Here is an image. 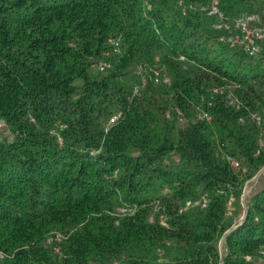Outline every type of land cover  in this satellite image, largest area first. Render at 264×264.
<instances>
[{
  "label": "trees",
  "instance_id": "1",
  "mask_svg": "<svg viewBox=\"0 0 264 264\" xmlns=\"http://www.w3.org/2000/svg\"><path fill=\"white\" fill-rule=\"evenodd\" d=\"M178 1L0 0V264H264V176L245 218L226 214L264 167V45L219 42ZM157 62L169 82L135 92ZM204 193L208 208H183Z\"/></svg>",
  "mask_w": 264,
  "mask_h": 264
},
{
  "label": "built area",
  "instance_id": "2",
  "mask_svg": "<svg viewBox=\"0 0 264 264\" xmlns=\"http://www.w3.org/2000/svg\"><path fill=\"white\" fill-rule=\"evenodd\" d=\"M179 5L182 7L183 13H185L188 9H198L204 12L209 17L213 18V28L219 32L218 41L221 43L227 44L232 48H240L249 56L257 55L263 45H264V6L260 11H242L235 16H231L221 7L220 0H210L209 2H187L185 0H179ZM145 6L147 9L152 8L151 0H145ZM113 43V51L116 52L120 49V39H112ZM183 58V56H181ZM158 61L159 58L156 57ZM99 70H106L111 67L112 63L108 60H99L94 64ZM137 73L141 76V84L135 87V92L139 91L140 88L145 86L149 81H153L154 83L160 82H169V79L165 78L163 73V67H161L158 62L155 64H139L137 67ZM212 96L218 94L226 93L225 86H214L211 90ZM227 98L233 104L239 106V102L237 98H235L233 93H228ZM122 117V112L117 111L113 113L108 121L107 128L111 125L115 124ZM199 117L201 119H209L210 115L206 112H200ZM254 117L258 124H261V116L259 114H254ZM260 146H264V142L260 141ZM259 152V150L257 151ZM226 159L229 163L234 167H240V161L228 154L226 155ZM236 197L231 195L228 200V208H227V216H233V203L235 202ZM209 198L208 193L202 194L200 197L195 199H188L185 202L184 209L189 207L198 206L201 209L208 208ZM136 210L135 206L123 204L117 207L118 215H128L133 214ZM163 223H165L163 221ZM54 238L56 241H60L61 237L59 235H55ZM53 238L49 241L52 242ZM58 245L54 246L55 250H58ZM0 257H3L0 254ZM250 256H247L249 259Z\"/></svg>",
  "mask_w": 264,
  "mask_h": 264
},
{
  "label": "rangeland",
  "instance_id": "3",
  "mask_svg": "<svg viewBox=\"0 0 264 264\" xmlns=\"http://www.w3.org/2000/svg\"><path fill=\"white\" fill-rule=\"evenodd\" d=\"M91 71L94 75H97L99 72H102V70H99L95 65L92 67ZM164 76H165V78L169 79L166 72L164 73ZM263 176H264V167H262L252 179L247 181L240 200H238L237 203L233 204V210L235 209V207L240 208V215L239 216H241V217H239V216L237 217V218H239V220H242L244 215H245V212L248 208L247 202L250 200V196H251L255 186L258 184V183H256V181L261 180V178ZM245 192L247 193L246 195H245ZM52 242H54V243L57 242L54 237H53ZM219 244H220L219 246L221 247L222 252L224 253V251H225L224 250V248H225L224 239H221Z\"/></svg>",
  "mask_w": 264,
  "mask_h": 264
},
{
  "label": "water",
  "instance_id": "4",
  "mask_svg": "<svg viewBox=\"0 0 264 264\" xmlns=\"http://www.w3.org/2000/svg\"><path fill=\"white\" fill-rule=\"evenodd\" d=\"M247 193L245 192V195H246ZM247 204L249 205V201L247 202ZM246 214H247V210H246V212H245V215H244V217H243V219L245 218V216H246ZM234 228V226L231 228V229H229L228 231H227V233L225 234V236L232 230ZM224 236V237H225ZM224 237L222 238V239H224Z\"/></svg>",
  "mask_w": 264,
  "mask_h": 264
},
{
  "label": "crops",
  "instance_id": "5",
  "mask_svg": "<svg viewBox=\"0 0 264 264\" xmlns=\"http://www.w3.org/2000/svg\"><path fill=\"white\" fill-rule=\"evenodd\" d=\"M256 183H259V180H257L256 181ZM236 213H237V216H239L240 215V208L239 207H236ZM239 217H241V216H239Z\"/></svg>",
  "mask_w": 264,
  "mask_h": 264
}]
</instances>
